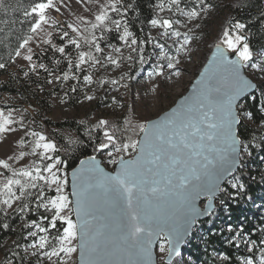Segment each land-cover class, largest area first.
Wrapping results in <instances>:
<instances>
[{"label": "snow or ice", "instance_id": "6c2138e0", "mask_svg": "<svg viewBox=\"0 0 264 264\" xmlns=\"http://www.w3.org/2000/svg\"><path fill=\"white\" fill-rule=\"evenodd\" d=\"M3 6L4 0H0V7ZM153 7L161 11L167 7L173 14L168 18L153 15L148 20L154 28L162 29L159 36H137L130 30L129 13L139 18L137 0H107L98 5L94 22H85L83 30L67 24L72 35L63 30L59 36L60 46L52 43L51 33H47L49 39L43 43L50 45L54 52L64 54L70 71L75 69L82 73L87 72V68L81 66L89 64L102 69L120 68L123 61L142 65L147 62L146 50L151 45L153 54L159 50L156 59L162 61L154 70L159 77L164 75L165 68L177 69L181 55L189 53L190 44L195 42L182 18L186 15L195 20L213 5L209 0H154ZM48 9L59 11L54 0H39L24 10L30 34L21 37L9 53L11 61L22 57L29 63L28 70L21 69L25 77L40 69L52 75L45 63L34 62L37 54L29 46L33 34L42 31L43 24L48 23ZM112 16L119 18L112 19ZM81 20L84 22L83 18ZM182 27L187 30L182 31ZM246 27L237 20L223 29L212 59L192 87V94L183 97L170 111L136 124L125 118L123 127L105 119L93 125L103 130V139H97L94 151L106 152L108 162L116 166L114 173L105 171L96 157L91 156L80 162L79 169L71 171L69 190V162L41 132L26 130L25 136L33 138L31 153L21 151L18 156L0 159L4 170L0 172V232L14 230L9 223L13 217L25 221L22 232L27 230V237L34 241L29 246L36 249L32 255L37 264L41 258L51 264H69L77 252L79 264H154L155 243L159 244L160 253L166 254L164 264H174V257L180 256V246L186 242L198 218L211 213L217 193H226L231 188L239 194L246 187L235 173L241 166V153L248 151L249 145L234 126L240 122V102L246 98L257 99L254 95L257 85L243 73L249 68L253 76L264 73V60L253 59ZM113 31L115 39L130 50L127 56L123 55L121 47L109 42L108 34ZM139 31L144 32L143 26ZM160 37L165 39L161 41ZM81 39L88 51L81 50ZM168 40L172 43L168 44ZM102 44L120 55L105 54ZM69 46L75 49V63L66 51ZM229 50L236 59L231 58ZM45 54L42 50L38 59ZM6 66L0 62V69ZM70 78L79 79L75 75L70 77L69 71L55 77L57 81ZM125 78L131 80V73L122 71L119 79L111 78L107 82L119 86ZM83 80L92 83V75L84 74ZM47 82L51 84L52 80ZM70 90L77 92L79 85H73ZM84 99L91 101L93 97L85 94ZM112 99L118 102L116 97ZM260 107L264 110V103ZM13 111L9 109L6 114L0 107V133H14L16 129L12 125L17 123L21 129H27L23 117L19 122L13 119ZM243 115L248 117L252 113L245 110ZM87 132L89 139H93L91 128ZM20 143L25 140L21 139ZM29 154L36 158L32 165L14 168L9 163ZM85 164L89 167L85 168ZM201 196L208 201L203 209L197 205ZM14 204H17L15 208ZM9 209H13L11 216ZM30 215L38 219H28ZM33 228L36 230H31ZM50 229L56 234L51 235ZM228 230L232 235L227 242L234 247L238 248L241 243L250 245V251L257 247V241L242 227L234 229L229 225ZM16 246L19 247V243ZM260 246L259 264H264V239L260 240ZM15 256L14 253L13 260ZM230 262L231 256L223 255L222 264ZM5 264L11 261L6 260ZM243 264H254V260L245 257Z\"/></svg>", "mask_w": 264, "mask_h": 264}, {"label": "rangeland", "instance_id": "374dc122", "mask_svg": "<svg viewBox=\"0 0 264 264\" xmlns=\"http://www.w3.org/2000/svg\"><path fill=\"white\" fill-rule=\"evenodd\" d=\"M54 2L56 7L59 8V11H56V9L46 10V15L49 18L48 23L43 24V30L33 34V39L30 41L29 46L33 48L36 54L41 53L42 50L45 51L44 49L48 46L43 43L44 40L49 39L47 33L52 34L51 40L52 43L55 44V38L62 35L63 30H68L70 35H72L71 30L67 29V24L71 23L83 30L85 22H94V16L98 13V5L106 3L107 0H54ZM246 2L247 0H209V3H211L213 7L208 12H201V15L197 19L192 20L185 15L182 19L187 22V28L191 29L192 35L195 37V42L190 44L189 53L181 55V62L177 69L169 70L165 68L164 75L159 77L154 74L157 64L162 63V61L156 59V56L159 55V50H156L153 54V49L151 45H149L146 50L147 62L142 65L139 63L133 65L129 61L121 62L120 68L109 67L107 69H102L99 65L95 68H92L90 64L82 65V68H87V72L85 73L76 71L75 69L70 71L67 67L64 70L69 71L70 77L72 75L78 77V80L70 78L68 81H57L55 77L62 76L63 70V72L58 71L53 73L49 78V80H52V83L49 84L47 82V84L45 82V88H39V85L36 84L30 91L27 90L25 94H22V96L9 95L6 92H1L0 107L4 109L6 114L9 109H13V119L17 122L23 117L27 129H21L19 123H17L12 125V127L16 129L14 133H0V159L18 156L21 151L31 153L33 138L31 136H25L26 130L41 132L53 143H55L54 140L49 138L48 134H54L57 131L64 140H66V145H68L69 142L76 138L75 133L59 128L56 125L68 119L87 121L91 124H97L100 119H105L112 124H118L123 127L125 126V118L131 120L133 124H136L145 119H154L158 117L175 105L177 100L188 91L208 60L223 29L238 20V15L233 10L235 8L242 9ZM187 10L188 9H186V11ZM153 13L161 18H168L173 15L168 11L167 7H165L163 11L154 7ZM81 18H83L84 22H82ZM118 18V16H112V19ZM197 24H199L198 28L196 27ZM109 27L113 30L115 29V26L112 24H109ZM187 28L182 27L181 30L184 31L187 30ZM160 32H162V29L159 27L154 28L151 24L148 25L147 34L159 36ZM96 35H100L99 31L96 32ZM108 39L110 43L121 47L123 55H128L130 50L123 46V42L115 39V31L108 34ZM160 39L163 41L165 38L160 37ZM81 43L82 47L86 46L83 39H81ZM167 43L171 44L172 41L168 40ZM102 48L105 54L111 53L113 56L120 55L105 44H102ZM81 50L88 51L89 49L86 46V48H82ZM172 54H175L174 50ZM94 55L99 54L94 53ZM253 59L264 60V51L253 53ZM34 62L38 63L36 56H34ZM73 63H75L74 59ZM101 63H103V58H101ZM19 68L29 69V63L23 60L22 57H18L13 61L10 71L13 73ZM122 71L130 72L132 79L129 80L125 78L121 80L119 86H113L107 82L111 78L119 79ZM33 73L36 74L37 78H40L39 75L41 74L37 75L38 72ZM89 73L92 75V83L90 84L83 80V75ZM246 73L258 83L259 87L256 96L259 98L261 104L264 103V96H261V91L264 90V73H257L253 76V70L250 68ZM22 75L23 73H21V76ZM3 78H6V76ZM101 80L105 81V83H99ZM76 84L79 85V90L73 93L70 89ZM152 86L155 87V94L153 95L151 94L152 92H150L148 95H152L153 98L144 99L143 96L146 92L148 93L150 89H153ZM157 91H159V93H156ZM34 93L36 95H34ZM65 93H67L66 97ZM85 94L92 96L93 99L91 101L84 99ZM113 97H116L118 102H114L112 99ZM239 110L241 111L242 122L249 125L251 128H256L257 131L255 134H258L256 140L252 142V145L245 142L249 145V149L246 152H242L241 156V168L243 172H250L255 168V159H260L258 156L259 154H253V149L255 148L258 150L259 141L261 139L264 140V123H256L252 115L245 117L241 105ZM100 133L103 137L102 129ZM117 135H119V133H117ZM21 139H24L25 143L21 144ZM56 149H58L57 146ZM248 152L251 154L249 155ZM96 155L103 159L106 167L112 170L115 169L116 166L108 162L106 152H96ZM35 159V156L29 154L20 160H9V163L14 168L26 167L32 165ZM3 171L2 167H0V172ZM67 171L69 173L70 190V170L67 168ZM260 175L264 177V164ZM236 176L240 179V175ZM249 201L259 214L264 215V199H249ZM16 206L17 204H14L13 208ZM216 206L217 208L213 214L212 223L209 226L222 220L221 223H219L220 229L218 232L223 228L229 232V226L224 224L225 217L228 214V207L222 204L221 201H218ZM12 210L13 209H9L8 211ZM42 226L47 225L43 224ZM207 229L208 228L200 223L196 226L192 237L184 246V251L174 260V264H176V261H179L180 264H219L217 261L219 262V259L225 254L208 245L207 239L209 233ZM31 230L35 231L36 229L33 228ZM49 231L51 235L56 234L55 230L50 229ZM211 231L215 232V230ZM40 235H43V233H40ZM231 235L232 233L229 232L228 238H230ZM261 239H264L263 234H261ZM32 243H34L33 240L24 247V250L28 258L37 264L36 257L32 255L36 249L29 246ZM250 247L251 246L246 243H241L237 248L236 255L239 259V264H243L245 257L253 259L254 264H259L261 258L260 243L257 242V247L251 251ZM157 254L159 262L164 264L166 254L160 253L159 246ZM2 256L3 255L0 254V260ZM40 264H51V262L41 258ZM69 264H78V252L73 254V258Z\"/></svg>", "mask_w": 264, "mask_h": 264}, {"label": "trees", "instance_id": "16d2710c", "mask_svg": "<svg viewBox=\"0 0 264 264\" xmlns=\"http://www.w3.org/2000/svg\"><path fill=\"white\" fill-rule=\"evenodd\" d=\"M34 2H39V0H4V6L0 7V62L6 63L7 65L5 69H0V93L6 92L9 95L22 96V94H25L27 90L30 91L36 84L39 85V88H45V82L47 83L51 77L43 69L38 70L37 75L41 74L39 75L40 78H37L36 74L33 72H30V77H25L24 74L21 76V73H23L21 69L27 70L26 68H19L13 73L10 71L13 61L9 59V53L16 47L18 40L29 33V20L24 18L23 12ZM156 2H158V0H156ZM137 3L139 5V18L137 19L134 14L129 13V17L132 21L130 30L133 31L135 35L142 36L147 34L148 25L150 24L148 20L154 15V0H137ZM233 11L238 15V20L245 23L247 26L245 34L248 36V42L252 53L264 51V0H247L242 9L235 8ZM141 26H143L144 29L143 33L139 31ZM55 41V44L58 46L61 45L59 36L55 38ZM86 46L82 48H86ZM44 50L46 54L41 59H38L41 54L38 53L36 59L38 63H45L52 74L58 71L63 72V70L67 68V60L64 59V54L54 52L50 45ZM66 51L70 53L75 60V49L69 46ZM56 61L61 62L57 64ZM4 76H6V78H3ZM256 94L257 92L254 93L257 99L253 100L251 98H246L241 103V106L242 111L246 110L252 113V117L256 123H261L264 121V114L260 107L261 102ZM34 95L36 94L34 93ZM56 125L59 128L75 133L76 138L72 141H81L80 144L69 142L68 145H66V140H64L59 132L56 131L54 134H48V137L53 139L58 147L57 152L62 158L69 162V170L75 167L82 158L96 154L94 145L97 139H103V137L100 133L101 129L93 127V125H96L95 123L91 124L87 121L68 119ZM89 128H91L93 136L91 140L87 132ZM256 131V128H251L249 125L241 122L239 133L244 142H248L252 145V142L256 140L258 136V134H255ZM259 143V149H253V154H259L258 156L260 158L255 159V168L250 172H243V169L240 168L235 173L236 175H240L241 183L246 185L245 189L237 194L234 189L228 188L226 193H221L218 197V201H223V204L228 207V214L225 217L224 224L227 226L231 225L233 228L242 227L246 233L250 234L251 239L256 240L258 243H260L261 234L264 235V215L259 214L253 208L249 199H264V177L260 175L264 164V162H262L264 161V140L261 139ZM41 212L43 213V210H41ZM12 213L13 210L8 211L10 216ZM28 219L38 218L30 215ZM212 220L213 214L208 219L199 222L201 225L208 228V245L224 254L230 255V264H239V259L236 255V251L238 250L237 247L227 242L229 239V232H227L225 228L218 232L220 229L219 223H221L222 220L209 226ZM24 222L25 221L13 217L9 223L14 230H3L0 232V254L3 255L0 264H5L6 260L11 261V264H35L33 260L28 258L24 250V247L32 241V239L27 237V230H23L22 232V224ZM211 230H215V232ZM17 243H19V247L16 246ZM14 253L16 256L13 260L12 257ZM217 263L222 264V258L219 259Z\"/></svg>", "mask_w": 264, "mask_h": 264}, {"label": "water", "instance_id": "95a60500", "mask_svg": "<svg viewBox=\"0 0 264 264\" xmlns=\"http://www.w3.org/2000/svg\"><path fill=\"white\" fill-rule=\"evenodd\" d=\"M246 36H247V35H246ZM247 37H248V36H247ZM214 51H215V45H214V47H213V49H212V52H211V54H210L208 60H207L206 63L204 64L203 68L201 69V71H200V73L198 74V76L196 77V79L193 81L192 85L189 87L188 91H187L183 96H181V97L177 100V102L175 103V105H173L171 108H173V107H175L177 104H179V102L183 99V97H185V96H189V95L192 94V87H193V85L196 83L197 79L200 78L201 73H203L205 67L208 66V63H209V61L212 59V53H213ZM229 54H230V56H231L232 59H236V58H237V57L232 53V50H229ZM243 75H244L246 78H248L249 80H251L253 83H255V84L257 85V88L254 90V93L257 92L258 87H259L258 83H257L256 81H254V80H253V79H252V78L246 73V71L243 73ZM244 100H245V99H244ZM244 100H242V101L240 102V105H241V103H242ZM171 108L168 109L167 111H170ZM167 111H165V112H167ZM163 113H164V112H163ZM163 113H162V114H163ZM162 114H161V115H162ZM159 116H160V115H159ZM156 118H158V117H156ZM156 118H154V119H156ZM241 122H242V120H241V118H240V122H239V124H238L237 126H234V127H236V130H237L238 133H239V129H240ZM239 134H240V133H239ZM240 137H241V136H240ZM241 139H242V138H241ZM91 156H95V157H96V161H97V163L100 165V167L104 168L105 171L110 172V173H114V172H115L116 167H115L114 170L109 169L108 167H106V165H105L104 162H103V159H102L100 156H98V155H96V154H93V155H89V156H86V157L82 158V159L77 163V165H76L75 167H73V168L70 170V183H71V171H72L73 169H79V168L81 167L80 162H81V161H87L88 158L91 157ZM241 156H242V153H241ZM241 161H242V160H241ZM84 167L87 168V167H89V165H88V164H85ZM240 168H241V166L238 167L237 171H238ZM237 171H236V172H237ZM224 186H225V185H222V187H224ZM220 194H221V193H217L216 197L214 198V200H213V202H212V203H213V208H212L211 213H209L208 215H202V216H200V217L198 218V222H197L196 225H194V227L192 228V230H191L189 236L185 238L186 242L180 246L181 253L184 251V246L188 243L189 239L192 237V235H193V233H194V230H195L197 224H198L199 222H201V221H204V220L208 219V218H209L212 214H214V212L216 211V208H217L216 205H217L218 197H219ZM207 204H208V201H207V199H206L205 197H203V196H201L200 199L197 200V205H198L200 208H202V209H203ZM74 218H75V217H74ZM158 246H159V244H158V243H155V244L153 245V248H152V254H153V261H154V264H161V263L159 262L158 254H157ZM176 258H177V257H174V260H175ZM78 264H79V254H78Z\"/></svg>", "mask_w": 264, "mask_h": 264}, {"label": "bare ground", "instance_id": "6f19581e", "mask_svg": "<svg viewBox=\"0 0 264 264\" xmlns=\"http://www.w3.org/2000/svg\"><path fill=\"white\" fill-rule=\"evenodd\" d=\"M153 87V86H152ZM154 88L155 87H153V89H150L149 91H148V93L146 92V94L143 96L144 97V99H151V98H153V96L151 95V96H149L148 94H150V92H152L151 94H155V91H154ZM156 93H159V91H157ZM147 95V96H146ZM159 102H160V100H159Z\"/></svg>", "mask_w": 264, "mask_h": 264}]
</instances>
